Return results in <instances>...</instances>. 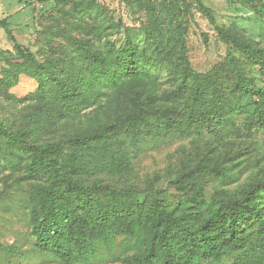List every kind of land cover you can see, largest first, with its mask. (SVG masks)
<instances>
[{"label":"trees","instance_id":"16d2710c","mask_svg":"<svg viewBox=\"0 0 264 264\" xmlns=\"http://www.w3.org/2000/svg\"><path fill=\"white\" fill-rule=\"evenodd\" d=\"M134 1L146 10L143 43L111 42L103 29L116 26L91 8L67 11L46 51L22 50L0 67V200L21 190L32 247L67 264L218 263L227 249L234 264H264V45L216 27L229 51L197 72L185 37L190 4L178 21L166 2L160 20L152 0ZM21 75L38 86L18 98L10 89ZM189 140L201 144L200 163L174 182L190 198L173 222L155 187L134 180L132 160Z\"/></svg>","mask_w":264,"mask_h":264},{"label":"rangeland","instance_id":"374dc122","mask_svg":"<svg viewBox=\"0 0 264 264\" xmlns=\"http://www.w3.org/2000/svg\"><path fill=\"white\" fill-rule=\"evenodd\" d=\"M152 1L157 5L154 14L160 20L169 18L160 6L161 3L166 2L170 12L171 8H175L172 13L178 21L183 17L185 5L190 4L192 13L185 37L190 65L197 72H209L229 51V46L220 39L216 27L237 29L244 37L264 45V0H201L210 10L214 24L194 8V0ZM88 8H91L94 20L99 21L104 15L116 26L117 30L108 24L103 29L108 32L111 42L123 44L129 38L140 44L145 40L143 29L147 24L146 10L141 9L134 0H0V22H4L8 28V33L0 29V67L6 66L7 62L19 60L22 50L35 55L39 54V51H46L49 31L57 32L59 23H62V27L66 26L64 15L67 11L73 13ZM254 74L257 75L256 71ZM255 82L260 85V78L257 77ZM37 86L36 80L21 75L17 85L10 89V93L22 98L34 93ZM1 119L3 115L0 114ZM208 143L210 144L209 141ZM200 146L198 141H180L146 151L132 160L135 165L132 175L134 180L142 187L148 184L155 187V191L167 202V211L174 214L173 222H179V211L187 208L184 201L190 198L182 195L174 186V182L193 171L195 165L200 163ZM210 163L217 164L215 160ZM218 164L225 166L222 160L218 161ZM7 174L9 172L3 176ZM214 184L216 183L208 184L209 190L216 188L217 184ZM23 196L21 190L12 188L6 197L0 200V264H67L62 259H57L51 254H42L40 250L32 247V242L25 232L33 215L23 209ZM83 200L88 202L87 199ZM137 200L143 201L144 196H138ZM249 232L253 238H260L256 229ZM11 245L19 248V251L11 255L6 254L3 247ZM122 252L125 254L129 251H114L116 254ZM226 252L227 255L218 263L205 260L201 264H234L239 258L238 255L228 249ZM107 264L127 263L120 261Z\"/></svg>","mask_w":264,"mask_h":264}]
</instances>
